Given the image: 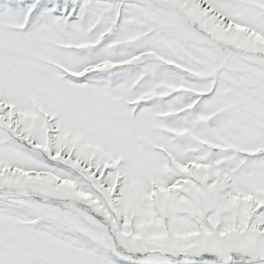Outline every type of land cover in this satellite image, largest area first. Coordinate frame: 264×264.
<instances>
[{
	"label": "snow or ice",
	"instance_id": "obj_1",
	"mask_svg": "<svg viewBox=\"0 0 264 264\" xmlns=\"http://www.w3.org/2000/svg\"><path fill=\"white\" fill-rule=\"evenodd\" d=\"M0 264H264V0H0Z\"/></svg>",
	"mask_w": 264,
	"mask_h": 264
}]
</instances>
